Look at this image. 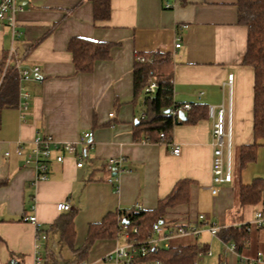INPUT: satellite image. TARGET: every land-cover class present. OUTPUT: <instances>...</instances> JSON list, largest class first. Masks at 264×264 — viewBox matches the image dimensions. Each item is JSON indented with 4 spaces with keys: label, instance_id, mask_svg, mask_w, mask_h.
Masks as SVG:
<instances>
[{
    "label": "crops",
    "instance_id": "1",
    "mask_svg": "<svg viewBox=\"0 0 264 264\" xmlns=\"http://www.w3.org/2000/svg\"><path fill=\"white\" fill-rule=\"evenodd\" d=\"M19 6L17 35L0 24V87L8 71L18 78L14 104L0 108V264H35V225L25 216L35 215L46 235L39 241L41 264L47 252L63 264L74 255L51 227L64 212L56 209L57 202L69 203L75 213L78 247L90 223L129 207L154 209L182 179L190 181L188 201L166 208V225L193 224L199 214L206 223L199 222L203 230L198 235L172 240L206 243L209 253L201 254L211 264H264V228L251 226L236 250L229 248L233 241L206 230L210 224L239 227L254 217L250 205L255 204L241 206L238 195L239 184L245 183L238 167L239 147L252 142L254 76L241 63L247 27L238 22L236 0H111L105 21L93 20L90 0H19ZM75 36L112 43L109 57L95 61L89 72H76L67 49ZM151 50L172 55L173 101L197 104L195 115L202 114L189 121L184 111L168 142L134 138L144 109V95L133 93L134 53ZM35 66L37 73L20 74ZM220 104L229 113L234 169L231 180L212 194L207 107ZM89 130L90 144H79L82 132ZM36 132L76 145V153L62 162L52 157L45 179H36L35 171L23 166L24 154L14 152L21 141L26 153ZM172 143L179 145L177 155L171 152ZM117 157H123V169L116 172L107 161ZM79 158L81 166L76 165ZM123 243L122 236L96 239L80 264H114L105 254Z\"/></svg>",
    "mask_w": 264,
    "mask_h": 264
},
{
    "label": "trees",
    "instance_id": "2",
    "mask_svg": "<svg viewBox=\"0 0 264 264\" xmlns=\"http://www.w3.org/2000/svg\"><path fill=\"white\" fill-rule=\"evenodd\" d=\"M94 21L108 20L111 13V0H90ZM238 22L247 27L246 50L242 64L253 69V106H252V142L239 147L238 167L241 170L247 163L255 160L257 147L264 140V0H236ZM112 43L96 41L79 36L71 37L67 49L71 54L76 72L91 71L94 62L109 57ZM174 61L170 52L160 50L136 51L132 68V84L135 96L144 93L143 115L137 118L134 125V138L150 142H168L175 124L183 119L178 117L179 111H186L187 120L194 121L202 114L195 115L197 104H190L186 109L172 99V75ZM150 78L156 82L153 94L144 92ZM17 76L8 71L0 87V108L14 104L17 92ZM175 109L176 114L171 110ZM162 134V136H161ZM3 181H0V184ZM188 179L178 180L171 191L158 200L156 208L143 210L135 207L110 212L100 221L90 223L82 245L76 247L74 229V211L60 213L51 223V227L59 232V240L72 250L74 259L63 264H80L86 258L91 244L99 238L119 237L122 231H128L130 240H146L151 233L152 224L166 225L163 217L166 208L188 201ZM239 204H264V177H255L249 183L239 184ZM170 225H166V227ZM135 229V230H134ZM217 235L224 241H233L236 249L248 237L246 224L228 226L217 230ZM192 236V235H191ZM208 251L206 243L175 242L169 240L167 247L159 246L151 249L146 255L136 257L131 264H198V254ZM44 264H62L51 252H47Z\"/></svg>",
    "mask_w": 264,
    "mask_h": 264
},
{
    "label": "built area",
    "instance_id": "3",
    "mask_svg": "<svg viewBox=\"0 0 264 264\" xmlns=\"http://www.w3.org/2000/svg\"><path fill=\"white\" fill-rule=\"evenodd\" d=\"M170 5L167 3L166 7ZM19 0H0V24L6 23L12 30L13 35H17L14 27L16 25V13L19 10ZM179 40V37L177 38ZM180 45L179 41L175 43V47ZM9 53V57H10ZM38 67H33L31 70L22 69L20 74L26 76L31 72L37 73ZM232 75L229 74L227 82L230 85ZM157 85L153 78H150L148 84L144 87V92L153 94ZM186 109L190 108V104H184ZM171 113L176 114V110L172 109ZM143 115V114H142ZM207 115L211 119V134H212V155H211V184L209 190L212 194H216L219 185L231 180L230 171V149H231V133H230V119L229 113L226 111L223 104L220 105H209L207 107ZM162 136V134H161ZM92 137V131L82 132L79 144L88 145L90 144V138ZM31 147L24 153L23 143L17 141L15 143L14 152L17 155L24 154L23 166L31 167L36 174V179H45L46 170L49 161L52 159L57 162H62L66 155H74L76 153V145L73 142H57L49 134H40L36 132L31 139ZM56 152L55 155H52ZM171 152L174 155L179 153V145L172 143ZM9 152L6 151L5 155ZM123 157L109 158L107 166L113 171H120L123 168L121 163ZM77 166L82 165V161L79 160L76 163ZM137 206V205H136ZM136 208H139L138 206ZM56 209L58 211H68L71 209L69 203L60 201L56 203ZM25 221H29L35 225V264L42 263V257L39 254V241L44 240L46 235L42 230L39 222L35 215L25 216ZM196 223H180L171 224L170 227H166L161 223H153L151 227V233L148 235L146 240L137 241L130 240L128 231H122L120 236L124 238V243L116 246L112 251L105 254V258L112 260L114 264H131L136 257L146 255L151 249L156 248L159 244L163 247H167L169 240L183 237V236H196L202 229V223L205 222V215L199 214ZM206 223V222H205ZM246 224V229L249 230L251 226L258 228H264V206L259 210L255 211L253 220ZM135 230V229H134ZM206 230L211 234H216L218 227L214 224H210L206 227ZM229 248L236 250L234 243H229ZM208 252V251H207ZM209 253V252H208ZM201 254V253H200ZM259 254V253H258ZM238 264H243L239 262Z\"/></svg>",
    "mask_w": 264,
    "mask_h": 264
},
{
    "label": "rangeland",
    "instance_id": "4",
    "mask_svg": "<svg viewBox=\"0 0 264 264\" xmlns=\"http://www.w3.org/2000/svg\"><path fill=\"white\" fill-rule=\"evenodd\" d=\"M142 95H144V93H142ZM231 147H233V145ZM232 150H233V148H232ZM232 162H233V156L231 157V160H230L231 174H232V170L234 169ZM240 175H241L242 181L245 183L250 182L254 177H258V176L264 177V140L261 141V144L257 147L255 160L247 163L240 170ZM250 207H251V210L254 214L255 211H257L261 208V205L255 204V205H250ZM252 220H253V216H252ZM251 221H249V222H251ZM212 248L213 247L210 248V251L214 252L215 249H212ZM207 258H208V256L206 254H201L200 256H198V260H197L198 264H211L210 262H207ZM212 259H214V258H212ZM212 264H214V263H212Z\"/></svg>",
    "mask_w": 264,
    "mask_h": 264
},
{
    "label": "water",
    "instance_id": "5",
    "mask_svg": "<svg viewBox=\"0 0 264 264\" xmlns=\"http://www.w3.org/2000/svg\"><path fill=\"white\" fill-rule=\"evenodd\" d=\"M178 117H179L180 119H182V118L184 117V113H183V111H179V113H178Z\"/></svg>",
    "mask_w": 264,
    "mask_h": 264
}]
</instances>
